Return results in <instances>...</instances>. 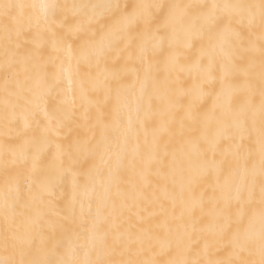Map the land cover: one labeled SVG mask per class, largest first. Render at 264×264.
I'll list each match as a JSON object with an SVG mask.
<instances>
[{"label":"snow or ice","instance_id":"6c2138e0","mask_svg":"<svg viewBox=\"0 0 264 264\" xmlns=\"http://www.w3.org/2000/svg\"><path fill=\"white\" fill-rule=\"evenodd\" d=\"M0 264H264V0H0Z\"/></svg>","mask_w":264,"mask_h":264}]
</instances>
